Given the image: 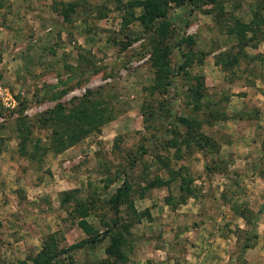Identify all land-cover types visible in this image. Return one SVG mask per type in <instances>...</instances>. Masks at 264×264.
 <instances>
[{
	"label": "rangeland",
	"instance_id": "obj_1",
	"mask_svg": "<svg viewBox=\"0 0 264 264\" xmlns=\"http://www.w3.org/2000/svg\"><path fill=\"white\" fill-rule=\"evenodd\" d=\"M147 1L0 0V264H264V0Z\"/></svg>",
	"mask_w": 264,
	"mask_h": 264
},
{
	"label": "trees",
	"instance_id": "obj_2",
	"mask_svg": "<svg viewBox=\"0 0 264 264\" xmlns=\"http://www.w3.org/2000/svg\"><path fill=\"white\" fill-rule=\"evenodd\" d=\"M176 2H183V1H187L189 3H194V0H175ZM165 14V11L164 9H162L160 7V3H156L155 1H151V0H148L147 1V5L144 6V10L142 11V13L140 14V22L141 24L143 25L144 28H146L148 26L149 23H152L156 18H160V17H163ZM161 24V23H160ZM152 39V38H151ZM153 41L152 42V47H151V53H150V56H149V60H150V64L152 66H154L156 68V74L157 76L158 75H161L165 72V70H167V63H168V60H167V50L165 48V46L162 45V41L159 42V40H155V39H152ZM260 58H263V56L259 55ZM179 67H183V65H179ZM165 74V73H164ZM196 85L198 86H202V76L199 75L197 76L196 78ZM61 106H57L56 107V111H61ZM54 110V112H55ZM94 115H98L99 116V113L98 114H94ZM92 115V116H94ZM91 115H87V116H84V115H81L80 118H79V124L78 123H75V125H70V123H65L64 125V128L63 130L66 132H74L73 130V127H77L78 130H82L83 129V125H80V122L82 119H85V118H88L90 117ZM78 117V115H75V117H66L68 119H71V118H74L76 119ZM183 120L185 123V119H181ZM87 122V121H86ZM92 122V121H90ZM89 122L85 123V124H88ZM79 125V127H78ZM187 126H190L191 124L190 123H186ZM82 128V129H81ZM62 135V134H61ZM71 140H75L77 139L78 137H69ZM70 139H68L70 141ZM125 186V185H124ZM120 193H121V189H117L116 193L113 195L114 196V200H113V205L115 207V211L117 210V204H118V200H119V197H120ZM66 193H64L65 195ZM68 200V197L67 196H64V198L61 199V201H67ZM264 208V203L259 207L258 209V212H261ZM252 237H256V233H252L251 234ZM123 236L120 234V233H116L115 236L113 237L112 239V242L111 244L105 248V252L107 254H111V252L113 250H115V248L117 247L118 243H119V239H122ZM248 239V238H247ZM246 239V240H247ZM94 241L93 238L89 239L87 242H92ZM248 241V240H247ZM79 246V243L78 244H74V245H71V248L73 247H77ZM249 246L248 243H244L240 249V252H242L245 248H247ZM44 256H38L36 258L33 259V264H47V261L45 262L44 261ZM232 262V261H230ZM50 264H53V263H50ZM230 264H234L233 262L230 263Z\"/></svg>",
	"mask_w": 264,
	"mask_h": 264
}]
</instances>
